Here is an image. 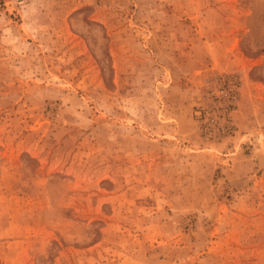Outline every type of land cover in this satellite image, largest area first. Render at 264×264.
Returning a JSON list of instances; mask_svg holds the SVG:
<instances>
[{"label": "rangeland", "instance_id": "obj_1", "mask_svg": "<svg viewBox=\"0 0 264 264\" xmlns=\"http://www.w3.org/2000/svg\"><path fill=\"white\" fill-rule=\"evenodd\" d=\"M0 264H264V0H0Z\"/></svg>", "mask_w": 264, "mask_h": 264}, {"label": "bare ground", "instance_id": "obj_2", "mask_svg": "<svg viewBox=\"0 0 264 264\" xmlns=\"http://www.w3.org/2000/svg\"><path fill=\"white\" fill-rule=\"evenodd\" d=\"M259 152H261V151H259ZM259 159H260V161H262V159H263V155H259Z\"/></svg>", "mask_w": 264, "mask_h": 264}]
</instances>
